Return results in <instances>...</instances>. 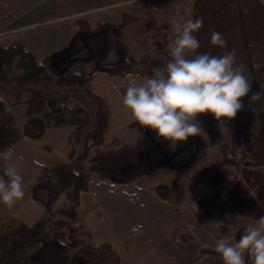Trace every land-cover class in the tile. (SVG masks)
<instances>
[{
	"label": "trees",
	"instance_id": "16d2710c",
	"mask_svg": "<svg viewBox=\"0 0 264 264\" xmlns=\"http://www.w3.org/2000/svg\"><path fill=\"white\" fill-rule=\"evenodd\" d=\"M129 19L141 20L124 15L120 24L115 27L111 25L112 29L119 30L118 39L121 38V32ZM86 28L91 27L87 25ZM119 44L126 51L121 40ZM114 49L118 50L117 47ZM116 56L119 61L113 63L111 68H116L113 71L94 64L88 73L86 70H68L63 74L55 75L49 65V59L39 61L33 52L22 45L0 48V90L4 92L11 105L25 104L27 106V119L23 128L20 129L0 98V153L23 137L41 139L50 123L61 126L72 122L77 126L78 131L86 130L87 134L81 153H78L75 147L72 148L69 154L70 164L60 165L41 175L34 185L33 198L46 208V216L30 227L15 220L6 222L0 232L2 264H111L113 261L121 264L118 261L119 256L111 245L83 247L77 238L68 235L67 239L65 238L67 234L59 231L61 227L78 230L69 220L76 218L73 208L78 204L80 192L88 190V183L93 174L98 178L118 183H130L146 174L144 163L138 161V153L144 149L143 145L135 147L124 145L110 151L99 150L106 138L110 111L106 101L89 90V84L92 74L98 70L106 71L113 76H125L130 73L152 74V69L162 66L164 61L137 60L125 57L119 52ZM165 56L168 60L167 49ZM144 62H146V68L138 69L137 66ZM12 67H16L17 71L10 73ZM253 71L248 75L252 83L249 96L252 92L264 94V75H253ZM54 80L56 87L61 89L51 92L48 88L52 86ZM12 82H15V85H6ZM66 92L69 94L71 92L74 96L87 95L94 99L95 115L80 104L69 105L63 102L50 106L53 96L63 95ZM242 103L243 109L233 120L222 121L223 125L234 132L236 143L228 142L219 145L222 164L235 166L241 178L232 186H228L225 184L224 174L214 168L197 170L191 177L193 184L205 183L212 190V193L198 200V208L208 216L216 213H238L256 218L264 216V169L259 168L264 165V99L257 101L252 107H249L248 97H245ZM67 114H74L72 120H68ZM207 115L210 117L207 124L211 126L215 118ZM130 126L135 125L132 123ZM150 140L154 139L150 138ZM200 142L202 139L197 136L193 143L186 141L177 144L176 150L167 143L162 148L154 149L159 160L169 158L177 162L178 170L183 171L192 166V161H198V155L192 157V150H194L192 146L201 144ZM94 148L97 151L86 171L84 161L90 157ZM132 148H136V152ZM151 152L148 156L155 153ZM130 165L134 169L126 174ZM62 190H66L72 199L73 207L61 211L66 220H54L51 216L52 206ZM157 191L163 199L169 197L167 185H159ZM245 227L237 230L236 240Z\"/></svg>",
	"mask_w": 264,
	"mask_h": 264
},
{
	"label": "crops",
	"instance_id": "0c3cea01",
	"mask_svg": "<svg viewBox=\"0 0 264 264\" xmlns=\"http://www.w3.org/2000/svg\"><path fill=\"white\" fill-rule=\"evenodd\" d=\"M79 1L81 0H77V2ZM97 1L98 0H84L83 6L79 5V8L75 11H61L60 13L62 14L54 18H49V15L56 13L53 12L55 5L51 8L52 3H50L49 0H40L30 4L34 7L40 6L43 16L46 18L40 20L43 16L39 17L34 16V14H27V19H23L25 15H19V18L16 20L17 28L29 29L28 32H32V35L36 33L32 41L29 39L32 37L30 36L29 38L27 37L28 39L24 38L25 41L21 39L20 43L29 51L33 52L39 61L49 57L50 63L52 64L55 61L54 58H57V56L63 59L65 58L67 61V59L72 56L71 52H75L72 49L77 47L76 53H87L91 57L88 61L92 62L96 56L90 46V39L97 38L98 35L105 38L107 37L103 32L105 29L97 33H91L85 30L87 25L91 28H96L99 24H118L121 23L125 14L131 17H140L142 20H127L121 40L126 47V51L124 50L123 55L137 60H141L142 58L148 62L155 59L163 60L164 63L167 61L165 56L167 44L161 45L158 43L154 53L157 54L155 57H150L152 55L150 53V48L153 47V44L160 42V39L163 40L165 36L167 37V35H170L172 32L171 21L173 19L179 20L182 14V7H184L182 6V0H110V2L108 1L105 4L102 2L98 4L99 2L97 3ZM117 5L122 6L120 7L121 9H117ZM62 8L64 7H58V9ZM190 13L192 14V18L189 19L201 18L203 20L202 28L195 34L200 42L198 53L209 52L213 55H221L225 51L235 50L237 53V62L246 66L247 75H249L253 69V75H264V0H192V8L188 14ZM182 15L184 16V14ZM71 20L75 22L73 23L74 26L71 36L68 34L65 37L64 32H69L67 26ZM58 21L61 25L55 26L51 24L52 22ZM165 22H168V27L163 26ZM56 30L57 33L55 34ZM213 30L224 35L227 42V47L225 49H220L211 45L210 39ZM37 33H39L41 37L37 36ZM152 33L156 35L154 36ZM78 40L79 44L77 43ZM56 62H62V60H56ZM146 66V62H144L139 64L137 68L145 69ZM130 74L135 76L142 75V77L144 75H151L138 73ZM127 75L113 76L107 72L98 70L91 76L89 90L96 96L103 98L110 111L105 143L109 144L118 140L120 143H129L125 145L134 147L135 144H130L134 142H131L130 137L135 136L136 133L132 131L133 129L129 128L130 123L134 121L130 119L131 116L122 107L121 102V94L126 90L128 84ZM4 106L13 117L16 125L22 129L27 119V106L25 104H4ZM95 111L96 105L94 106V115ZM200 117H202L204 121L210 118L207 114ZM219 122L222 123V121ZM86 135V130L78 131L77 126L72 122H68L61 126L49 124L41 139L36 140L23 137L10 148L0 153V175H3L4 169L8 166L15 165L17 171L23 177L25 192L24 198L10 209L0 203V222L6 223L9 220H15L23 222L30 227L39 219L46 216V208L33 198V187L38 178L44 173H42V171L60 165L70 164L69 154L72 148L75 147L79 152L83 151ZM145 135L146 137H150L147 132ZM137 136L138 133L135 137ZM89 143H91V141ZM92 150H95V148ZM54 152H56L57 157L61 160L57 158L54 159ZM92 153L93 156L95 151H92ZM56 160H60L61 162L55 163ZM231 166L233 165H227L226 167ZM259 168L264 169V165ZM239 175L233 182H228L226 180L225 184L232 186L241 178L240 172ZM92 179L93 177L89 180L88 190L80 192V200L75 207L78 217L85 218L88 215H100L101 217H105L109 215V211L106 210L108 207L115 208V212H117L116 215L118 216L120 215L123 217L126 215L125 209L131 206L130 204L133 203V199H128L125 195H118L120 187L125 185L116 183L106 184L104 182L92 183ZM96 181L101 182L100 179H96ZM95 186H97V189ZM192 186H200L203 188L206 186L205 194L196 198V207L198 208V200L212 193V190L205 183L194 184ZM64 192L66 196H68L66 190ZM102 196H105L107 201L102 202L99 199ZM58 201L57 199L54 202L52 212H55V204ZM161 203L163 204L164 200H162ZM235 215L241 216L242 214L237 213ZM246 217L252 220L257 219L249 215ZM236 230H238V228ZM203 260V258H197L193 264H198Z\"/></svg>",
	"mask_w": 264,
	"mask_h": 264
},
{
	"label": "rangeland",
	"instance_id": "374dc122",
	"mask_svg": "<svg viewBox=\"0 0 264 264\" xmlns=\"http://www.w3.org/2000/svg\"><path fill=\"white\" fill-rule=\"evenodd\" d=\"M38 1L40 0H0V48L10 45H22L20 43L21 39L25 41V39H28L30 36L32 37L29 39L32 41L36 33L32 35V32H28L29 29H18L16 20L21 14L25 15L23 19H27V14H34V16L39 17L43 16L40 6L34 7L30 5ZM108 1L110 2V0H98L97 3L99 2L98 4H101L100 2H102L105 4ZM49 2L52 3L51 8L55 5L53 12H56L49 15V18L57 17L59 14H62L60 13L61 11H75L79 8V5L83 6L84 4V0L79 2H77V0H49ZM59 6H63L64 8L58 9ZM182 6H184L182 7V14H184V16L182 14L180 15V22L192 18V14H188L192 8V0H182ZM120 7L122 6L117 5V9H121ZM45 18L46 17L43 16L40 20ZM134 18L141 19L140 17ZM73 23L75 22L71 20L68 24L67 29L69 32H64L65 37L68 34L71 36L74 26ZM51 24L55 26L61 25L59 21L52 22ZM118 24L105 23L101 24L103 25L102 27L85 28L86 31L91 33H97L105 29L103 32L107 38L98 35L97 38L90 39V46L95 53V59L92 62L88 61L91 57L87 53H76V47L72 49L75 52H71L72 56L67 59V61L65 58L63 59L59 56L54 58L55 61L52 64L49 60V65L53 73L55 75H60L68 70H86L88 73L94 64L103 67L105 70H115L116 68L111 67L114 65V62H117V60L119 61V58L118 56L114 58L110 54L115 52L117 55L119 52L123 55L124 49L119 42L122 40L123 31L126 28L125 26L121 32V38L118 39L119 30L111 28V25L115 27ZM163 26L168 27V22H165ZM56 33L57 30L55 31V34ZM152 35L155 36L156 34L152 33ZM37 36L41 37L39 33H37ZM173 39L174 36L171 32L170 35H167V37L165 36L163 40L160 39V42L153 44V47L150 48V53L152 54L150 57H155L157 55L154 53L158 43L161 45H168ZM77 43L79 44V40ZM22 46L26 48L24 45ZM116 47L119 50H115L114 48ZM46 59H49V57ZM43 60L44 59H42V61ZM56 60H62V62H56ZM16 71V67H12L10 73ZM137 76L142 77V75ZM55 83L56 81L54 80L52 86L48 88L51 92L61 89L56 87ZM6 85H15V82ZM71 95V92L70 94L66 92L63 95L53 96L50 101V106L55 103L63 102L69 105L80 104L94 115V106L96 104L93 99L87 95ZM0 98H2L4 104H10L2 90H0ZM73 117L74 114H67L68 120H72ZM197 120L201 123L205 133L200 136L202 139V142H200L201 144H194L192 146V149H194L192 150V157L198 155L199 159L196 162L192 161V166L183 171L178 170L177 162L171 161L169 158L166 160H159L154 149L155 147L162 148L163 145L167 143L173 150H176L177 144L157 140L153 132L141 128L139 124L133 120L134 122L132 123L135 126H130L129 128L133 129L132 131L135 132L136 135L138 133V136H131V142H134L130 144H135V146L143 145L144 147V149L138 153V161L144 163L146 167V169H144L146 173L145 176H140L130 183H118L116 181L104 180L98 178L95 174L92 176V183L104 182L106 184L116 183L125 185L120 187L118 195H125L128 199H133V203L130 204L131 206L125 209L126 215L123 217L120 215L118 216L116 215L117 212H115L116 209L109 207L106 209L109 211V215H104L105 217H101L100 215H88L85 218H79L76 214V218L74 217L69 221L74 227H77L78 230L61 227L59 231L65 232L67 234L65 238L67 239L68 235L77 238L81 241L83 247H99L103 244L111 245L116 255L119 256L118 261L121 264H193L197 258L204 259L198 264H223L221 256L215 251L216 241L223 235H229L235 239L236 229L247 226V224L253 220L246 217L247 215H239V217H237L235 214L226 213H216L213 216H208L196 207V198L205 194L206 186H204V188L200 187L201 185L199 187L192 186L194 184L192 183L191 177L195 171L204 168H214L223 174L225 173V180L228 182H233L239 175L235 167H226L227 165L222 164V154L219 150V145L222 143L236 142L234 132L229 127L216 120L213 121L211 126L206 124L208 120L204 121L200 116L197 117ZM146 132L149 133L150 138L154 140H150V138L146 137ZM195 138H190L187 142L191 141L193 143ZM105 142L106 140L102 146H100V151H110L111 149L114 150L125 144H129L120 143L118 140L109 144ZM136 148H132L134 152H136ZM92 151L96 153L97 149ZM92 151L90 157L84 161V168L86 171L93 158L92 154L94 152L92 153ZM151 151L155 153L148 156V153ZM81 152L78 151V153ZM53 157L54 159H60L57 157L56 152L53 153ZM60 160H56L55 163L61 162ZM53 169L54 168L42 171V173L44 172L42 175ZM133 169V166L130 165V167L127 168L128 171L126 174ZM96 179H100L101 182L96 181ZM161 184H165L169 187V197L167 199H163L162 196L158 194L157 187ZM95 188L97 189V186H95ZM57 199L59 201L55 204V212L51 215L52 219L66 220L65 216L61 214V211L69 210L73 207L72 199L70 196H66L64 190L59 192ZM99 199L102 202L107 201L105 196ZM162 200H164L163 204L161 203ZM73 209L75 210V208ZM5 225V222H0V232ZM2 263L3 258L0 259V264ZM111 264H118V262L113 261Z\"/></svg>",
	"mask_w": 264,
	"mask_h": 264
},
{
	"label": "clouds",
	"instance_id": "9594fccd",
	"mask_svg": "<svg viewBox=\"0 0 264 264\" xmlns=\"http://www.w3.org/2000/svg\"><path fill=\"white\" fill-rule=\"evenodd\" d=\"M202 25L201 18L173 19L169 59L154 67L150 76L127 75L122 107L157 140L179 144L202 136L204 129L197 117L209 114L216 121H231L243 109L245 97L249 107L264 99L261 92L249 96L252 83L246 66L237 62L235 50L221 55L198 53L200 42L195 34ZM210 43L220 49L227 47L224 35L215 30ZM110 55L116 56L115 52ZM24 195L22 175L15 165L8 166L0 175V203L10 209ZM215 251L223 264H264V216L248 223L238 240L221 236Z\"/></svg>",
	"mask_w": 264,
	"mask_h": 264
}]
</instances>
